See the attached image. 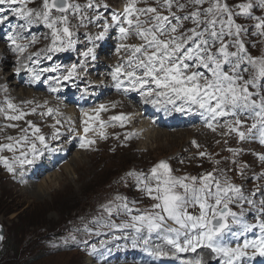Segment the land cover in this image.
<instances>
[{
    "label": "snow or ice",
    "instance_id": "6c2138e0",
    "mask_svg": "<svg viewBox=\"0 0 264 264\" xmlns=\"http://www.w3.org/2000/svg\"><path fill=\"white\" fill-rule=\"evenodd\" d=\"M141 3L147 4L148 0H126L122 13L111 14L112 25L118 27L121 40L117 51L126 53L112 72L115 88L136 92L145 103L170 104L176 111L198 109L212 131H216V125L223 119L227 134L234 133L243 142L255 138L258 133L259 141L264 145V53L253 56L249 42L245 40V37H256L264 42V15L255 14L257 9L264 12V0H236L233 3L229 0H153L155 6L138 7ZM32 4L35 0H0V25L11 23L12 18L21 22L13 25L7 39L10 50L17 56L16 73H31L33 81H39L41 73L56 72L57 69L47 67L37 72L25 60L39 64L41 58L51 60L52 54L73 48L70 17L79 20L78 26L101 21L102 31L95 40H103L108 33L110 25L100 15V9L107 11L109 5L101 0H86L83 5L72 0H41L39 6L30 7ZM88 11L93 14H86ZM240 19L254 23L249 27L247 23L238 22ZM185 22L192 26L185 27ZM41 24L50 30L51 43L45 49L24 56L29 47L37 43V36L31 35L32 27ZM25 31L29 35H23ZM130 37L141 43H124ZM92 40L89 37V41ZM255 46L251 43V47ZM83 56L95 59L94 47H89ZM78 75L77 65L73 64L66 74L53 79L60 85ZM49 91L57 92L58 88L50 86ZM5 103L7 108H0V113L5 114L6 120L19 121L27 115L11 100ZM38 107L47 108V105ZM35 111L32 109L33 114ZM104 111H108V107L101 104L93 109L94 116L82 113L85 117L82 121L84 135L80 136L82 149L87 150L96 143L87 138L90 131H98L102 139H107L103 132L107 125L100 121V113ZM40 114L59 116L60 112L47 108ZM248 117L252 118V123L245 131L242 129ZM109 119L125 127L131 117L120 114ZM97 121L99 130L92 126ZM60 123L56 120L53 128ZM28 129L32 130L34 139L30 140L27 134L20 138L7 136L8 143H0V165L21 177L49 148L45 136L38 134L39 127L28 122ZM28 129L22 131L27 133ZM69 131L74 132L75 128L69 127ZM134 135L127 133L124 139L129 140ZM59 136L57 130L52 139H59ZM37 141L42 147H38ZM192 143L199 148L195 141ZM5 151L12 156L3 155ZM229 151L234 156L240 154L238 150ZM207 155L200 152L201 157ZM258 160L264 165V154L258 155ZM232 163L237 162L233 160ZM248 167V164L240 165L239 175L243 176ZM127 177L134 178L137 191L154 201L151 208L135 209L133 214L136 202L117 194L101 205L100 216L92 221V227L117 232L131 230L135 233L132 247H138L142 241L145 251L157 258H168L174 253H196L195 259L187 264H246L257 256L264 257V188L259 184L246 193L244 186L233 183L222 169L218 173L214 170L199 176H175L171 165L164 160L153 166L147 175L130 171ZM254 179H264V172ZM246 206L251 210L254 222L246 221ZM234 207L238 210H233ZM194 208H198V215L190 212ZM121 215L129 219L116 223V218ZM234 225L242 228L240 235L256 230L258 234L231 246L224 240L230 233L235 235ZM85 230L92 234L91 229ZM145 230L147 236L143 235ZM154 233L168 246L167 250L159 246L147 247ZM0 240H3L2 235ZM198 249L208 251L201 255Z\"/></svg>",
    "mask_w": 264,
    "mask_h": 264
},
{
    "label": "rangeland",
    "instance_id": "374dc122",
    "mask_svg": "<svg viewBox=\"0 0 264 264\" xmlns=\"http://www.w3.org/2000/svg\"><path fill=\"white\" fill-rule=\"evenodd\" d=\"M72 2L76 3L78 1L72 0ZM152 2L153 0H148V4H152ZM180 2H185V0H180ZM229 2L233 3L236 0H229ZM100 13L103 17L108 15L105 12ZM178 14L180 13L178 12ZM255 14L264 15V12L257 9ZM106 20L109 23V20ZM238 22L247 23L249 27L254 23L243 19L238 20ZM78 23L79 20L72 24L74 34L79 28ZM191 26L189 22H185V27ZM87 32H90L89 29H84V31L79 30L81 34ZM245 40L249 42L250 51L253 56H259L264 53V42L260 39L245 37ZM253 42L256 45L254 48L251 47V43ZM87 46L91 47L89 44ZM87 49L75 48L76 65L79 74L87 72L89 63L93 59L91 56L87 58L83 56V52L87 51ZM125 55L126 53L123 52L122 57ZM102 59L106 60V55L102 56ZM112 72L109 70L108 75H112ZM6 74L10 76L11 70H5V74L1 77L2 80H6L4 78ZM79 81L77 80L76 82ZM1 93L6 94L4 89L1 90ZM16 94L23 96L20 88ZM114 95L118 94L112 92L108 97H104L105 102ZM3 99H0V108H2ZM25 100L28 99L16 101V105L20 107L21 104H25ZM179 103L178 101L177 104L179 105ZM130 106L133 105H130L128 100L119 98V102L115 108L108 106L107 114L109 117L116 114H125L131 117ZM170 106L173 107L172 105ZM184 112L185 117L194 115L198 122H200L198 118H201L202 122H205V117L198 109L193 108L191 111L185 110ZM27 115L29 117V113ZM0 119H4L0 123L2 125L6 120L4 113H0ZM28 119H30V122H33L35 120L34 114ZM249 119L252 120L251 117ZM112 123L116 127H121L120 124H116L114 121ZM128 124L129 122L125 127L121 128H127ZM7 125L9 124H4L0 130V143H8L5 139L7 136L20 138L27 134L30 140L33 139L31 130V132L28 130L27 133L22 131L23 129H28L25 121L14 124L16 127H7ZM36 126L40 128V133L45 137L50 136L53 130L56 129L53 128L52 123L44 124L39 122ZM246 128L245 126L244 129ZM139 129V126H129L123 131H113L107 143L102 145L98 150L82 153L80 158L79 156L76 159L73 158L76 152L70 154L68 162L70 163L72 158L73 162L69 164L67 171L63 169L62 173L63 166L59 170L46 173L40 177L38 182H35V185L38 186L44 181L42 188L45 192L41 199L35 198L32 193L34 191L42 193L40 192L42 191L41 189L38 190L39 188H37V190L35 189L29 193L24 192L22 189H25V186L15 183V176L13 174L7 172V175L4 176L0 169V225L4 230V238L0 247V264H87V248L85 246L80 247L79 245L88 242L87 246L89 248L93 243L94 239L91 240L89 232L85 229L94 228L92 227V221L100 216L102 204L108 203L117 194L126 196L129 201H135V207H139L138 203H147L150 206L154 203L142 192L137 191L134 178L127 179L125 177L127 176V174H124L126 170L133 168L130 171L143 172L147 175L153 166L164 160L171 165L175 176H187L188 172L185 171L187 168L183 166V163L194 152L197 154L194 147L190 144L191 136L186 135V132H178V134L174 135L163 132L166 135L158 136L161 138L159 144L155 142L152 136L144 137V134L139 133ZM5 131H9L11 134L4 133ZM127 133H135V135L131 139L125 140L124 137ZM219 137L220 133L211 131L209 138H206V140L213 139L208 141L218 150L220 142L217 141V138ZM193 141L203 145V140L200 137L193 138ZM246 144L247 141H239L235 144L233 150H238L240 153L235 156L236 164L232 163L233 160H229L230 156L233 155L232 153L223 155L224 159L222 160L212 159L211 154H208L206 160L202 158L201 163L194 166V173L201 175L214 170L218 173L222 169L232 179L233 183L243 185L246 193L254 190L259 183H254L250 180V177L258 175L263 168H259L251 158L241 159L242 151ZM201 151L203 152L202 149ZM2 154L10 157V154ZM242 164L249 165L245 169L243 176L239 175V167ZM138 167L142 169L137 170L136 168ZM191 169L192 167L189 168V170ZM54 174H57L56 177H51L46 181L48 176ZM141 209L146 210L147 208L142 207ZM233 210L238 209L234 207ZM245 219L247 222H253L248 217H245ZM104 231L105 229L101 228V233ZM127 231L130 232L131 230ZM233 231L235 235L230 233L224 240L225 243L231 246L242 242L248 234L244 233L240 235L242 228L238 225L233 226ZM113 237H119V239H114ZM150 239H153V234ZM124 241H126L125 244L123 243ZM101 242L103 244L112 243L120 247L119 254H122L121 259L124 261L129 249L136 251V249L145 246L143 242H139V246L133 248L131 235L119 236L116 235L115 231L107 235L106 238L101 239ZM155 246L162 245H152L149 248ZM205 251L207 252L208 250L205 249ZM180 254L174 253L173 256L178 257ZM184 255L186 260L182 264H187L189 260H193L196 257V253L191 252L184 253ZM102 258V256L98 255V259ZM110 261L113 262V258ZM154 261L155 259L144 249L141 258L137 260V264H152ZM114 264H117V262ZM118 264L122 263L118 262Z\"/></svg>",
    "mask_w": 264,
    "mask_h": 264
},
{
    "label": "bare ground",
    "instance_id": "6f19581e",
    "mask_svg": "<svg viewBox=\"0 0 264 264\" xmlns=\"http://www.w3.org/2000/svg\"><path fill=\"white\" fill-rule=\"evenodd\" d=\"M108 1H113V0H101V3H107L110 6L111 3H109ZM118 2H119V0H115L114 3H118ZM37 4L38 3H36V5ZM29 6H31V5H29ZM100 10L104 11L103 8H101ZM178 15H181V14H178ZM75 21H77L75 18L70 17L71 25ZM18 23H21V22L16 20L15 18H12L11 23L6 22L5 24L0 25V99H3V98L12 99L13 101H18L20 99H30L31 101H34L35 103H37V105H45L46 104L47 108L58 109L59 112H63L64 121L68 127V131L66 133L62 134V136L59 137V139L54 140L53 143L58 145L56 147L57 150L63 152V154L59 155V157L67 158L68 156H70L71 150L75 147V145L71 141L65 143V141L68 140L69 136L73 132V131H69V127H72L75 129L77 127H82L83 126L82 121H83V119H85V117L82 116L83 112L78 114L77 112H74L73 110H71L68 113L64 110L68 109L70 106H73V105H78L79 107H84L85 105L89 104L90 98L86 97V99H83L81 96L80 97L81 99L79 101H76V100H74V95H73V93H76L79 89L84 90L85 89L84 86H86L85 85L86 83H82L81 85L74 86V90L71 89V90L65 91L62 88H60V85H56L54 80H51V81L46 82V83H44V82H35L34 83V82H31L26 77V74L28 72L21 71L19 74H17L16 68L19 67V65L17 64V56H16V54H14L10 50L9 41H8L7 37H8V32L11 31L13 25H16ZM98 30H100V28H98ZM89 31L92 34H94L92 29H90ZM23 35L27 36V35H29V33L24 32ZM31 35H35L37 37H40V33H37V32H31ZM94 37H93V40L90 42L92 45L97 44L100 41V40H95ZM131 39H132V37L129 38V40H131ZM116 41H118L117 38L113 35H110L108 40L105 42L104 46L97 47L95 54L98 56L95 57L94 61L89 63L90 68H89L88 72L86 73V75L85 74L83 75L86 80H89L94 75H99V74H102V76L105 75V72L108 68L110 59L107 58L106 59L107 62H105V61H103L102 56L108 55L112 51V47H113L112 45ZM77 44L79 47H82V45L79 42ZM33 52H36V51H33ZM25 54H27V52ZM21 59L23 60V57H21ZM59 61H60V59L56 58L50 62L39 63V64H32L30 61H26V60L24 62L28 63L31 67H33L36 70V69L43 67L47 64H50V63L57 64V63H59ZM9 68H13L14 71L12 72V74L10 76H8V74H6L4 76V78L6 80H2L1 77H3V75L5 74V70L9 69ZM97 84H98V87H95V89L100 88L101 94L105 95V94H109L111 92V89L109 87H107V84H102L100 82H98ZM50 86L57 87L58 91L57 92L49 91ZM19 87H23L26 89V91L20 89V91L23 92V96H19L16 94L17 90H19ZM72 88H73V85H72ZM2 89L5 90L6 94L1 93ZM36 91H43V94L37 95ZM114 92H115V94H118V95L112 96V99H115V97L120 98L119 95H121L126 100L134 103L133 106H130L132 109L129 108V110L131 112L130 113L131 114V120H130L129 124H133L134 126H139L140 127L139 133L144 134V137L152 136L156 143L161 142V138H159L158 136H165L166 135L163 132H167V133L172 134V135L178 134V132H182V133L186 132V135H189L192 137L190 139V144L194 147V150H196L197 154L194 152V154L188 156L185 160V163H183V166H186V168H187V169H185V171L188 172L187 176H199V174L194 173L195 172L194 166L201 163L202 158H203V160H206L208 158V155L204 156V157L200 156V152H202L201 149L203 150V152L211 154L212 159H215L217 157L218 151L214 148V145L211 142H209L213 139H208L209 141L206 140V138H209V135H210L212 130L208 127H205L206 124L203 125L200 122H198L194 115H189V116L185 117L186 115H185L184 111H176L174 107H171V106L164 104V105H166V107H165L166 112L163 114L164 121H162L160 123L161 124L160 129H158L157 126L152 127L150 124H147V123L149 120L154 119V117L158 113L163 111V109H162V111H160L159 105H153L151 103H145L143 101V99L141 98V96L136 92H124V91H120L117 89H115ZM24 93H26V94H24ZM49 96H52V98H50ZM172 111H176L177 114H172ZM84 112L90 113V110H86ZM2 120H4V119H0V122ZM72 121H74V124ZM155 123L157 124V121H155ZM16 124H18V123H16ZM223 124H224V120H221L219 122V128L216 129V132L220 133L222 136L225 137L227 135V130L221 131V129L225 128V127H223ZM25 125L28 128V122ZM2 127L3 126H0V130ZM28 130H29V132L32 131L31 129H28ZM176 130H177V133H176ZM4 133L11 134L9 131H5ZM30 135H31V133H30ZM195 137H200L203 140V145L196 142V144L199 145V148L195 147L192 143L193 138H195ZM188 139H187V142H188ZM219 140H220V137L217 138V141H219ZM144 147H145V145H144ZM261 154H264V151L260 152L259 154H257L253 158V162L259 168H263V170L260 171V173L264 172V165H262L261 162L258 160V155H261ZM81 155H82V153H76L73 158L76 159L78 156L80 158ZM73 158L70 160V163L73 162ZM70 163L68 162V164H66L62 168V173H63V169L65 171H67L69 169ZM191 167H192V169L189 170V168H191ZM32 169L34 171L36 170L35 168H32ZM37 171L42 172V171H45V169L42 166H38ZM57 174L48 176L46 178V181H48V179H50L51 177H56ZM255 176H257V175H252L250 177V178H253L250 180H252L254 183L257 181L254 179ZM31 179L33 181H36L37 177L32 175ZM18 180L21 182L23 181L22 179H19V178H18ZM14 182L18 184L17 181H14ZM43 182L41 185L36 186L35 183H30L29 181H27V184L25 185V189H22V191L29 193V192H32L35 189L37 190V188H39L38 190L41 189L42 191H40V192H42V193H39V192L37 193L35 191L32 193H33V196L35 198L41 199L42 195L45 192V191H43L44 189L42 188ZM44 185H45V183H44ZM65 188H68V187H65ZM88 263L91 264V262L90 261L88 262V259H87V264Z\"/></svg>",
    "mask_w": 264,
    "mask_h": 264
},
{
    "label": "water",
    "instance_id": "95a60500",
    "mask_svg": "<svg viewBox=\"0 0 264 264\" xmlns=\"http://www.w3.org/2000/svg\"><path fill=\"white\" fill-rule=\"evenodd\" d=\"M0 235H4V231H3V228H2V226L0 225ZM1 242H2V240H0V245H1Z\"/></svg>",
    "mask_w": 264,
    "mask_h": 264
}]
</instances>
